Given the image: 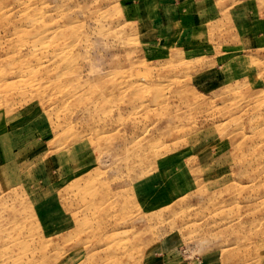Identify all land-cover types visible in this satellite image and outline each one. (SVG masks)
Listing matches in <instances>:
<instances>
[{
    "label": "rangeland",
    "instance_id": "1",
    "mask_svg": "<svg viewBox=\"0 0 264 264\" xmlns=\"http://www.w3.org/2000/svg\"><path fill=\"white\" fill-rule=\"evenodd\" d=\"M0 264H264V0H0Z\"/></svg>",
    "mask_w": 264,
    "mask_h": 264
}]
</instances>
